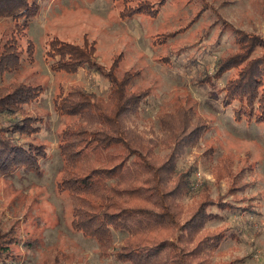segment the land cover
<instances>
[{
    "label": "rangeland",
    "instance_id": "obj_1",
    "mask_svg": "<svg viewBox=\"0 0 264 264\" xmlns=\"http://www.w3.org/2000/svg\"><path fill=\"white\" fill-rule=\"evenodd\" d=\"M150 1L159 9L156 17L122 19L113 0H42L38 14L30 20L34 60L4 79L45 86L38 100L25 108L43 117L35 137L46 143L48 156L41 160V173L20 169L0 174V231L13 227L16 237L10 247L14 258L8 264H41L55 248L68 255L60 264H131L113 255L101 256L92 238L72 228L68 195L57 188L61 167L57 137L68 118L58 116L52 99L72 84L104 95L108 83L85 67L70 74L51 70L45 43L52 36L75 43L94 41L95 58L104 65L122 56L119 74L139 70L131 88H147L149 93L128 125L142 136L160 138L159 115L178 107L190 109L201 119L199 124L205 125L201 135L176 157V171L189 172L179 200V223L204 195L215 200L220 196L233 207L209 206L219 216L207 220L191 240L175 241L183 251L194 253L200 238L222 231L219 244L205 252L207 264H264V121L236 120L237 102L223 104L224 88L239 68L215 74L217 62L237 51L233 27L264 39V0ZM10 29L9 20L0 19V38ZM167 151L162 143L154 146L158 156ZM123 236L114 232L115 247ZM188 256L195 261L200 258Z\"/></svg>",
    "mask_w": 264,
    "mask_h": 264
},
{
    "label": "trees",
    "instance_id": "obj_2",
    "mask_svg": "<svg viewBox=\"0 0 264 264\" xmlns=\"http://www.w3.org/2000/svg\"><path fill=\"white\" fill-rule=\"evenodd\" d=\"M42 0H0V19H8L11 29L0 38V174L17 170L41 173V160L48 156L46 143L35 135L43 117L29 113L25 106L44 93L45 86L12 79L5 74L17 72L34 60L35 44L28 35L30 20ZM122 19L136 15L156 17L159 9L150 0H113ZM237 51L217 62L216 75L228 68H239L224 88V105L237 102L236 120L264 121V39L259 34L232 28ZM95 42L81 43L47 38L45 58L54 72L74 73L85 67L107 81L105 94L88 91L81 84L60 89L52 99L53 110L67 117L58 132L57 149L61 160L57 188L66 192L71 209V226L92 238L101 256L113 255L131 264H207V250L222 240V231L204 235L196 252L183 251L175 241L198 235L205 222L219 215L208 210L232 208L228 201L204 195L191 213L179 223L188 171H176V157L186 145L196 142L204 123L187 108L162 113L158 120L162 135L148 139L128 125L136 115L147 88L134 90L131 83L139 70L118 73L122 58L104 65L95 58ZM259 50L258 54H255ZM203 128V129H201ZM164 144L163 156L154 146ZM151 144V145H149ZM228 173V170L226 171ZM181 230L178 233V230ZM114 232L124 236L115 247ZM14 229L0 231V264L13 259L11 244ZM194 247V248H195ZM189 254L198 255L194 260ZM68 259L61 250L52 249L41 264H60ZM209 263V261H208Z\"/></svg>",
    "mask_w": 264,
    "mask_h": 264
}]
</instances>
